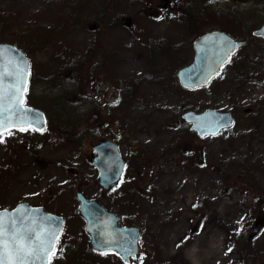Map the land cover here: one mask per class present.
Instances as JSON below:
<instances>
[{
  "label": "rangeland",
  "instance_id": "374dc122",
  "mask_svg": "<svg viewBox=\"0 0 264 264\" xmlns=\"http://www.w3.org/2000/svg\"><path fill=\"white\" fill-rule=\"evenodd\" d=\"M195 1L172 18L174 0H0V42L27 50V101L49 117L47 131L0 143V209L28 201L65 218L51 264H124L91 250L77 191L140 228L131 264H264V230L254 231L264 226V39L252 35L264 0ZM214 29L246 45L212 85L181 89L196 33ZM210 108L236 125L205 139L169 125ZM97 138L117 141L128 165L107 191L92 164Z\"/></svg>",
  "mask_w": 264,
  "mask_h": 264
},
{
  "label": "water",
  "instance_id": "95a60500",
  "mask_svg": "<svg viewBox=\"0 0 264 264\" xmlns=\"http://www.w3.org/2000/svg\"><path fill=\"white\" fill-rule=\"evenodd\" d=\"M262 33H264V25L255 31L254 35L264 38ZM243 44L244 42L237 41L228 34L218 30L202 34L193 44L195 49L194 60L177 73L179 83L184 88L189 89L205 86L220 68L229 61L232 52ZM231 45H238V47L233 49ZM0 49L10 50L4 52V59L5 61H12L13 64L18 63L19 58L22 57L24 64L29 66L28 71L30 72L31 63L23 51L8 43H0ZM29 79L30 75L27 77V91ZM26 94L27 92L24 94L25 102ZM111 97H113V94ZM24 107L39 116V120H36L30 128L41 127L44 130L47 126L45 113L26 104ZM183 118L187 122L192 123V130H196L202 137L215 135L221 129L234 123L231 114L221 113L213 109L201 113L189 111L183 115ZM26 119L31 120L33 117L29 115ZM171 124L175 125L176 122ZM95 148L99 152V156L95 159L94 164L100 171L102 185L107 187L120 179L125 162L120 156L118 145L111 141H104ZM78 198L80 201L79 211L85 220V231L90 236L92 250L99 253L116 252L124 262H129L131 257L135 256L139 251V230L135 227L120 226L118 216L106 210L99 201L88 200L82 193L78 194ZM0 212L8 215L19 212L22 216L36 219L38 223L42 217H50L52 223L48 224L45 222L43 226L51 230L58 229L60 234L65 223L62 216L47 213L42 207H31L28 203H21L13 210H1ZM37 264H39V261Z\"/></svg>",
  "mask_w": 264,
  "mask_h": 264
},
{
  "label": "snow or ice",
  "instance_id": "6c2138e0",
  "mask_svg": "<svg viewBox=\"0 0 264 264\" xmlns=\"http://www.w3.org/2000/svg\"><path fill=\"white\" fill-rule=\"evenodd\" d=\"M231 47L234 49L238 45ZM6 51L10 50L0 49V143L5 142L6 132L11 135V129L27 131L39 120L37 114L24 107L29 66L24 64L22 57L16 64L5 61ZM29 115L33 119H26ZM33 130L43 129L36 127ZM45 222L51 224L52 219L42 217L38 223L36 219L22 216L19 212L11 215L0 212V264H37L38 261L39 264H51L52 258L57 255L56 241L60 230L45 228Z\"/></svg>",
  "mask_w": 264,
  "mask_h": 264
},
{
  "label": "flooded vegetation",
  "instance_id": "af4514ba",
  "mask_svg": "<svg viewBox=\"0 0 264 264\" xmlns=\"http://www.w3.org/2000/svg\"><path fill=\"white\" fill-rule=\"evenodd\" d=\"M198 1H202V0H198ZM218 1V0H217ZM104 1H100V3H103ZM193 2H197V1H195V0H174V3H175V8H173V11H172V13L171 14H166L167 15V17H177V18H180V16L178 15V13L180 12V11H182V10H186L187 9V7L185 6V5H190V4H192ZM204 2V1H203ZM165 3L167 4V2L165 1ZM204 5H206L205 3H204ZM176 8H177V11H176ZM180 11H179V10ZM161 11L162 13H163V16H164V14H165V12H164V9L163 8H160V9H158V10H156V11H153L154 13L155 12H158V11ZM152 12V13H153ZM100 16L101 17H104L105 15L104 14H100ZM105 20V19H104ZM196 24H197V22L195 21V20H193V22L191 23V26L192 27H195L196 26ZM96 29V28H95ZM95 35L96 36H98L99 35V32L98 31H95ZM98 47H100V46H98ZM192 48H193V43H192ZM89 54L90 55H87L86 56V58L87 59H94L95 58V56L94 55H92L93 53H90L89 52ZM95 54V53H94ZM225 67V66H224ZM224 67L220 70V72L215 76V78L211 81V83H210V85H212L217 79H218V76L220 75V73L222 72V70L224 69ZM220 77V76H219ZM130 96H131V94H129ZM113 96L115 97L116 96V93L115 92H113ZM129 98V97H128ZM127 99V98H126ZM125 99V100H126ZM112 100H114V99H112ZM253 107H254V105H251L250 107H246L245 109H244V111L245 112H247L248 110H253ZM256 112V110L254 109V111H253V113H255ZM184 113V112H183ZM182 113V114H183ZM250 113H252V112H250ZM252 113V114H253ZM257 116V115H256ZM253 121H255L256 122V124H254V126L255 127H262V124L259 122V121H257V120H255V119H253ZM180 124H182V123H180V121H179V124L177 125V127H179L180 126ZM185 124V123H184ZM187 126H188V128H189V132L192 134V135H194V137H197V134H196V132H194V131H192V130H190V125H188V124H186ZM176 128V127H175ZM98 139V140H97ZM96 140H94V141H91L89 144H90V146H91V150H92V152L94 153V157L93 158H95L97 155L99 156V152L96 150V146L97 145H99V144H101L102 142H104L105 140H110L109 138H97ZM91 143H93V145H91ZM198 153V152H200L199 150H195V151H193V153L195 154V153ZM193 157H194V155H193ZM200 157V156H199ZM126 163H127V161H126ZM126 170H127V167H126ZM125 173H126V171H125ZM125 173H124V175H123V177H122V179H121V181L117 184V185H115V186H111V187H109V188H104L102 185H101V182H100V180H99V185L103 188V190H109V189H111V188H113V187H116V186H120V185H122L124 182H125ZM128 180V181H127ZM133 180L132 179H126V184L127 183H131ZM138 183H139V185L140 186H144V184L142 183V181H138ZM101 202V201H100ZM102 203V202H101ZM103 204V203H102ZM39 206V205H38ZM42 207H44L43 205H41ZM45 208V207H44ZM1 209H5V207H3V208H1ZM9 209H11V208H9ZM262 220V219H261ZM255 222H257V224H259V226H261V228H259V229H257V228H255L254 229V231H258L259 230V232H258V234L261 232L262 233V231L264 230V226H263V222L261 221L260 222V218L257 220V221H255ZM261 224V225H260Z\"/></svg>",
  "mask_w": 264,
  "mask_h": 264
},
{
  "label": "trees",
  "instance_id": "16d2710c",
  "mask_svg": "<svg viewBox=\"0 0 264 264\" xmlns=\"http://www.w3.org/2000/svg\"><path fill=\"white\" fill-rule=\"evenodd\" d=\"M196 26H197V24H196ZM196 26H195V27H196ZM194 31H195V32H197V30H196V29H194ZM197 34H198V33H196V35H197ZM20 46H21V45H20ZM24 51H26V52H27V50H26V49H25ZM90 53H93V52H92V51H90ZM132 96H133V93L131 94V97H132Z\"/></svg>",
  "mask_w": 264,
  "mask_h": 264
}]
</instances>
